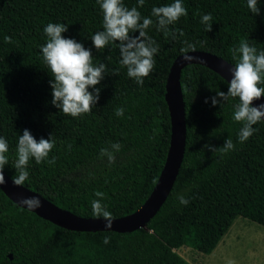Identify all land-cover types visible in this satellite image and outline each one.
I'll return each instance as SVG.
<instances>
[{
    "label": "trees",
    "instance_id": "obj_1",
    "mask_svg": "<svg viewBox=\"0 0 264 264\" xmlns=\"http://www.w3.org/2000/svg\"><path fill=\"white\" fill-rule=\"evenodd\" d=\"M174 2L145 0L140 7L137 0H124L129 9L135 6L142 17L153 20L146 31L159 45L154 70L140 86L121 66L117 45L95 49L91 36L103 30L97 0H0V137L9 144L4 172L11 179L18 138L27 129L37 141L52 135L55 140L49 154V159L56 157L55 165L30 161L23 186L31 191L84 218H97L91 208L96 191L105 193L101 202L113 218L130 215L146 202L170 147L166 85L173 62L183 55L184 41L233 65L229 49L241 40L264 51V0H258L259 15L250 11L247 0H182L188 15L170 28L184 35L177 33L173 40L157 31L151 10ZM205 14L213 17L210 32L201 23ZM49 23L64 24V38L91 49L94 66L107 65L97 85L100 99L81 118L66 116L51 103L52 77L41 52ZM130 35L138 37L139 32ZM5 36L12 42L6 43ZM181 85L187 126L184 160L171 194L145 228L125 234L69 231L18 207L0 189V264H190L178 250L211 254L238 217L264 227V121L241 144L242 125L232 119L238 99L223 108L211 104L217 91L228 92L225 80L191 65L182 71ZM121 107L124 116L118 117L115 111ZM229 137L235 149L227 154L204 148L221 147ZM111 143L122 147L109 164L100 150ZM181 196L187 205L180 203Z\"/></svg>",
    "mask_w": 264,
    "mask_h": 264
},
{
    "label": "clouds",
    "instance_id": "obj_2",
    "mask_svg": "<svg viewBox=\"0 0 264 264\" xmlns=\"http://www.w3.org/2000/svg\"><path fill=\"white\" fill-rule=\"evenodd\" d=\"M138 5L143 7L145 0H137ZM103 15V30L91 36L95 49L100 52L110 44L117 45L121 56L120 64L127 69V76L132 78L138 85L143 86L145 78L153 72L155 67V54L159 51L157 42L147 34V29L153 25V20L142 17L137 7L130 9L125 6L124 0H97ZM247 7L254 15L260 14L258 0H247ZM151 15L156 18L157 31L163 32L165 38L171 36L176 39V34L183 36L180 29L173 31L170 26L176 24L181 17L188 15L182 0H175L169 5L153 7ZM211 14L202 15L201 23L206 25L207 32L212 31ZM47 42L41 46L43 61L50 70L52 81L53 99L52 105L72 118H81L85 114H91L92 108L100 99V91L97 87L105 78L107 65L100 63L93 65L91 49H85L82 43L74 39L64 38L68 28L64 24L49 23L44 28ZM139 32L138 37L130 35ZM6 43H11V37L5 36ZM119 42V43H117ZM185 47L181 48L182 58L186 63L194 59L189 53L195 52V45L184 41ZM233 59L236 61L232 70V78L228 83V92L217 91L211 97L213 107L228 103L230 99H238L235 105L232 119L241 124L238 133V141L243 144L254 134V125L264 121V104L253 106V102L264 97V51H257L246 40H241L238 47L229 49ZM110 59L111 57H107ZM118 75V73H114ZM94 89V93L89 89ZM208 99L205 103H208ZM124 108H117L115 115L124 116ZM71 147V146H69ZM121 144L111 143L110 147L100 150V156L106 157L109 164L115 162V153L121 149ZM55 148L53 135L50 139L41 138L39 141L27 129L23 135H19L16 147L13 167L16 175L12 181L16 186H23L29 178L28 166L34 159L36 164L47 163L55 165L56 157L49 159V154ZM204 148L213 154H227L235 149L231 137L224 141L223 146L216 147L205 144ZM9 144L5 138L0 137V185L6 183L4 168L9 164L7 153ZM156 181L154 180L153 183ZM97 199L91 201L92 215L106 221L105 227H113V216L107 207L101 202L105 193L96 191ZM180 203L187 205L189 201L183 196L179 198ZM28 210H36L41 207V201L35 196L25 197L20 201ZM104 243H109L106 237Z\"/></svg>",
    "mask_w": 264,
    "mask_h": 264
},
{
    "label": "water",
    "instance_id": "obj_3",
    "mask_svg": "<svg viewBox=\"0 0 264 264\" xmlns=\"http://www.w3.org/2000/svg\"><path fill=\"white\" fill-rule=\"evenodd\" d=\"M194 59L186 63L182 55L173 62L166 85V102L171 119V141L164 168L158 182L146 202L134 213L113 218V227H105L106 221L102 218H84L64 210L38 193L25 186L14 185L12 179L4 172L6 183L0 185L1 191L18 207L36 214L39 218L56 225L57 227L81 233L115 232L120 234L133 233L143 229L157 215L175 185L186 151L187 126L186 109L181 85L182 71L191 65L205 67L219 75L227 83L232 78L234 65L226 60L204 51L189 53ZM264 104V97L254 101L253 106ZM35 196L40 199L41 207L28 210L20 201L25 197ZM13 259L12 255L9 256Z\"/></svg>",
    "mask_w": 264,
    "mask_h": 264
},
{
    "label": "rangeland",
    "instance_id": "obj_4",
    "mask_svg": "<svg viewBox=\"0 0 264 264\" xmlns=\"http://www.w3.org/2000/svg\"><path fill=\"white\" fill-rule=\"evenodd\" d=\"M177 253L190 264H264V227L238 217L211 254L185 247Z\"/></svg>",
    "mask_w": 264,
    "mask_h": 264
}]
</instances>
